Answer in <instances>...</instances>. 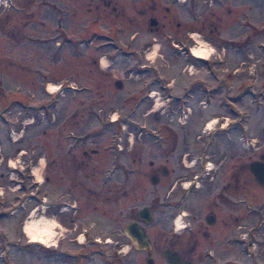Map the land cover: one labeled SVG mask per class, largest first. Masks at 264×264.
<instances>
[{
    "label": "rangeland",
    "instance_id": "rangeland-1",
    "mask_svg": "<svg viewBox=\"0 0 264 264\" xmlns=\"http://www.w3.org/2000/svg\"><path fill=\"white\" fill-rule=\"evenodd\" d=\"M111 6L0 0V264L86 263L61 252H79V234L95 251L86 264H109L100 253L113 229L126 243L131 210L151 207L152 235L192 207L204 214L221 183L230 236L245 232L229 264H264V186L248 167L264 156V0ZM150 159L168 170L155 185ZM40 215L57 220L53 246L24 234Z\"/></svg>",
    "mask_w": 264,
    "mask_h": 264
},
{
    "label": "flooded vegetation",
    "instance_id": "flooded-vegetation-1",
    "mask_svg": "<svg viewBox=\"0 0 264 264\" xmlns=\"http://www.w3.org/2000/svg\"><path fill=\"white\" fill-rule=\"evenodd\" d=\"M101 2L107 7L111 6V0H101ZM111 9L115 10V5H112ZM83 154L85 155V151ZM159 155L161 160L164 159V162L168 160L165 154ZM153 159H155L154 156ZM153 159L148 160V165L153 168L149 175V181L150 176L154 175L158 183L159 177L156 172L160 171L162 175H166L168 170L164 163L155 167ZM222 161L223 160H221L220 164ZM217 169L218 166L216 167V170ZM243 170L244 169H242V171ZM205 173L206 176H208L209 174H217V171H206ZM213 178L214 177H211L209 180ZM195 187L197 188L198 185L195 184ZM226 187L224 183H221V186H216V188H218L216 197L209 207H207V211L204 214L198 213L195 207H192L188 213L181 214L182 225L180 227H178L173 220L165 219L157 230V233L152 235L149 234L150 227H148L152 222L145 224L143 220L137 216V211L144 206L149 207L150 211L153 213L151 207L144 205L136 209V211L131 210L129 212L130 216L128 217V221H126L121 228L124 236L123 239H125L128 244L119 240L118 233L114 232L113 229L114 237L112 239L110 238V245L106 243L107 239L103 238L106 243L105 248L108 246L107 250L110 251V254L104 251H101L100 254L110 258L109 264H229V258L225 255L227 247L230 241L244 243L245 232L244 224H241L238 227L240 229L236 234V238L230 236L228 221L225 218L227 215L223 216L221 214L222 207L227 205L228 200L225 195ZM211 189L214 190L215 186H211ZM111 203L114 204L113 202ZM115 210L116 208L112 207L111 212ZM121 215L123 214L121 213ZM182 216H186L185 220H182ZM131 221H136L145 227L149 238L148 250L146 249L147 247L143 249L137 248L124 233L125 225ZM86 237L87 236L84 235V240H86ZM99 239L100 238L94 236L92 238V244H99L98 242L101 241V239ZM202 241L206 242L204 243L205 246L199 249ZM78 243L77 246L81 249L79 252L70 251L68 248L62 249L61 252L68 257H75L77 255L76 253L79 255L81 254L85 259L89 258L86 263H91L95 251H88L84 246V242ZM97 246L100 247V244ZM124 247H129V249L121 253ZM234 262L237 261L234 260ZM86 263H81V261L78 260V264Z\"/></svg>",
    "mask_w": 264,
    "mask_h": 264
},
{
    "label": "bare ground",
    "instance_id": "bare-ground-1",
    "mask_svg": "<svg viewBox=\"0 0 264 264\" xmlns=\"http://www.w3.org/2000/svg\"><path fill=\"white\" fill-rule=\"evenodd\" d=\"M191 54L196 57V58H202L205 59V57H207V51L204 50V48L202 46L199 47H191L190 50ZM101 63V60H100ZM102 65V64H101ZM129 79V78H128ZM57 84H50L47 83L45 90L47 92H55L58 90L57 88ZM60 89V88H59ZM155 111V110H153ZM116 117V113H114L112 115L111 119H115ZM54 120V119H53ZM215 123V119H212L210 121L207 122L206 124V129H210L212 128L213 124ZM34 172L36 173L37 177L39 179H41L40 174L38 173V168L34 167ZM187 182L184 183V186L186 187ZM57 223V220L55 218H50V217H46V215H40L36 220L33 221H27L25 226H24V234H26V236L28 237V240L31 242H38L44 245H50L53 246L55 245L52 238V233L54 232L53 230V226ZM175 223L178 227H180L182 225V221H181V215H177L175 217ZM77 240L79 242L82 241V235H78ZM58 246V245H56Z\"/></svg>",
    "mask_w": 264,
    "mask_h": 264
},
{
    "label": "water",
    "instance_id": "water-1",
    "mask_svg": "<svg viewBox=\"0 0 264 264\" xmlns=\"http://www.w3.org/2000/svg\"><path fill=\"white\" fill-rule=\"evenodd\" d=\"M155 23L154 19H151L149 22L150 25ZM248 167L254 180L259 185L264 186V156H261L259 160L249 163ZM156 181V176L151 175L150 182L156 184ZM137 216L142 219L145 224L150 223L153 220V213L150 211V208L146 206L137 211ZM124 233L137 248L143 249L144 247H147L146 249L148 250L149 238L143 225H140L136 221H131L125 225Z\"/></svg>",
    "mask_w": 264,
    "mask_h": 264
},
{
    "label": "clouds",
    "instance_id": "clouds-1",
    "mask_svg": "<svg viewBox=\"0 0 264 264\" xmlns=\"http://www.w3.org/2000/svg\"><path fill=\"white\" fill-rule=\"evenodd\" d=\"M101 64L103 67L107 68L108 67V61L106 60V58H102L101 59Z\"/></svg>",
    "mask_w": 264,
    "mask_h": 264
}]
</instances>
